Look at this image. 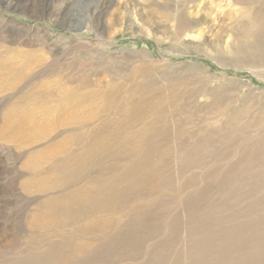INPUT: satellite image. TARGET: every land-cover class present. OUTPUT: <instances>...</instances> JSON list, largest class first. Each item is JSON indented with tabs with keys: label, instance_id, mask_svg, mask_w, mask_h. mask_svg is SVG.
<instances>
[{
	"label": "rangeland",
	"instance_id": "1",
	"mask_svg": "<svg viewBox=\"0 0 264 264\" xmlns=\"http://www.w3.org/2000/svg\"><path fill=\"white\" fill-rule=\"evenodd\" d=\"M209 1L185 32L162 0H0V264H264V0ZM248 12L259 14L253 39L244 37ZM139 85L157 95L152 108L196 111L207 134L185 144L168 136L153 186L121 196L123 205L65 206L84 182L135 160L79 165L73 154L121 105L113 92ZM87 92L107 96L69 98ZM171 122L165 115L160 126ZM194 148L186 161L181 149ZM87 241L79 257L76 244Z\"/></svg>",
	"mask_w": 264,
	"mask_h": 264
},
{
	"label": "bare ground",
	"instance_id": "2",
	"mask_svg": "<svg viewBox=\"0 0 264 264\" xmlns=\"http://www.w3.org/2000/svg\"><path fill=\"white\" fill-rule=\"evenodd\" d=\"M134 1V0H133ZM163 2H165V6L162 7V10H175L177 13L180 12L181 14L177 16L176 19V23H178V30L181 31H185L187 30L189 27L194 26L195 24H198L197 22H194V11L195 13L198 11L196 10L197 8H204V11L206 9H208V7L211 5L209 0H203V5L199 6V1L200 0H162ZM235 3H240L242 2V0H232ZM249 1V0H248ZM201 3V2H200ZM245 10V8H244ZM247 10V9H246ZM167 11V12H168ZM164 12V11H163ZM175 12V13H176ZM244 12V11H243ZM253 13V12H252ZM166 15V13H165ZM175 15V14H172ZM259 15V14H258ZM257 14H255V16H253V14H251L250 12L243 14L242 18L245 19L247 22V28L243 31H245L244 33L246 34V38L248 39H253L254 36H256L259 32L256 30V27L254 24V22L252 21V16L254 18V20L256 21L259 16ZM168 18V17H166ZM163 21H167V20H163ZM172 23V22H171ZM170 23V24H171ZM258 23V22H257ZM246 25V24H245ZM244 26V25H243ZM173 27V26H172ZM244 29V28H243ZM189 30V29H188ZM260 31L264 32V29H261ZM186 32V31H185ZM243 33V34H244ZM179 34V33H178ZM242 34V33H241ZM244 34V35H245ZM262 34V33H261ZM178 38V37H177ZM241 38H243L241 36ZM244 40V39H243ZM177 41V40H176ZM242 41V39H241ZM257 41V40H256ZM254 42V41H253ZM247 43V42H246ZM254 44V43H253ZM246 45V44H245ZM250 48V47H249ZM253 48V47H252ZM255 49V48H254ZM261 50V49H260ZM239 52V51H238ZM263 53V52H262ZM242 54V53H241ZM27 55V54H26ZM255 56V55H254ZM27 57V56H26ZM31 59V57H29ZM33 58V57H32ZM28 59V58H27ZM33 60V59H32ZM31 60V61H32ZM262 60V59H261ZM30 61V62H31ZM7 62V61H6ZM107 62V61H106ZM0 63H2L0 61ZM8 63V62H7ZM26 63V62H25ZM5 64V63H4ZM2 65L5 67V65ZM28 64V62H27ZM31 64V63H29ZM264 65V64H263ZM25 66V65H24ZM170 66V65H168ZM4 67H2L3 69H5ZM27 67V66H26ZM14 67L12 68V72ZM1 70V68H0ZM7 70V69H6ZM21 70V69H20ZM24 70V69H23ZM19 71V70H18ZM190 72V70H187ZM21 72V71H20ZM24 72V71H23ZM60 72V71H59ZM1 73V72H0ZM17 73V72H16ZM6 74V73H4ZM9 74V71L8 73ZM61 74V72H60ZM2 75V73L0 74ZM39 75V74H38ZM4 76V75H3ZM16 76V75H15ZM56 76V75H55ZM177 76V75H176ZM197 76V75H196ZM4 78V77H3ZM67 78V76L65 77V79ZM118 78V77H117ZM64 79V81H65ZM70 79V78H69ZM90 79V78H89ZM211 79V78H210ZM77 80V79H76ZM200 80V79H198ZM202 80V79H201ZM79 81V80H78ZM87 81V80H86ZM99 81V80H98ZM97 81V82H98ZM121 82V81H120ZM200 82V81H199ZM5 83V81L3 82ZM2 83V84H3ZM40 83V82H39ZM47 83V82H46ZM55 83V82H54ZM62 83H64L62 81ZM70 83V82H69ZM83 83V82H82ZM125 83V82H123ZM6 84V83H5ZM67 84V83H66ZM79 84V83H78ZM102 84V83H101ZM128 84V83H127ZM191 84V83H190ZM194 84V83H193ZM192 84V85H193ZM198 84V83H197ZM196 84V85H197ZM201 84V83H200ZM69 85V84H68ZM126 85V84H125ZM33 86V85H32ZM61 86H63L61 84ZM191 87V86H190ZM198 87V86H197ZM13 88V87H12ZM124 88V85H123ZM128 88V87H127ZM145 88V87H144ZM143 86H136L135 88L129 90L126 94H124L123 91L118 90L117 91V95H113L111 97L112 100L114 101H120L121 105L118 106L116 108V112L111 115L113 116H109L110 118H106L103 119L101 121V123L96 124L94 126H92L91 129L88 130L89 136H87L85 138V142L84 141H80L79 145H81L83 143V145L81 146V148H79V150H77V152H75L73 154V159L76 160V162H78V164L80 165V163H84V162H88V161H92L94 159L97 158H104L106 155V157L111 158V157H118V155L120 156H127L125 157L130 158L134 155H136L135 160H132L131 158V162L129 165H127L125 168L121 167L122 169L118 174H113L108 176L109 174L102 173L99 177V175L96 178H92L89 182H84L85 184H83L82 187H78L79 189L73 191V194H71V198L70 196L66 195V197L68 198V203L67 205L65 204V206H72V205H76L79 209V212H85L87 210H89L91 207H95L94 209H98L100 210L101 208H105L104 210L106 211V208L109 207H114L115 205H117V202L120 200L119 203H121L122 205L124 204L122 197H126L124 195L126 194H131V193H135L139 190L142 191L145 190L144 188L147 187V184L150 183L149 186H153L151 185V182H153V180L158 177L157 175L159 174V171L161 169V167H163V164L165 162V158H164V150L165 147L168 146L167 142H168V136H177L176 140L174 141L176 144H185L188 139L195 137V135L197 134H201V133H206V129L203 127L200 128L199 124H195L192 122L193 118L197 117L198 115H196V111L194 114H192L193 112L189 109L191 108H186V107H181L180 109H172L168 112L164 111L165 109L162 107V110H158L157 106L154 108H152V106L150 105V103L152 102H158L156 99V96L152 93V94H147L144 91ZM194 88V87H193ZM34 89V88H33ZM64 89V88H63ZM69 89V88H67ZM75 88V92H76ZM143 89V90H142ZM196 89V88H195ZM203 89V88H202ZM83 90V89H82ZM210 90V89H208ZM3 91V90H2ZM67 91V90H66ZM80 91V90H79ZM197 91V90H196ZM154 92V91H153ZM156 92V91H155ZM158 92V91H157ZM88 93V92H87ZM109 93V92H108ZM60 94V93H59ZM75 94V95H74ZM73 95L69 96L70 97H78L79 96H86L89 97L90 99H94V100H99V99H104L105 96H107V94H99V93H88L86 95V93L84 94H76L74 93ZM110 94V93H109ZM23 95V94H22ZM45 96V95H44ZM146 98H144V97ZM160 96V95H159ZM66 97V96H65ZM12 98V97H11ZM28 99V98H27ZM60 99V98H59ZM24 100V99H23ZM61 100V99H60ZM30 101V100H29ZM106 100H104L105 102ZM114 101V102H115ZM166 101V100H164ZM163 101V102H164ZM99 102V101H98ZM16 103V102H15ZM50 103V102H49ZM97 103V102H96ZM106 103V102H105ZM108 103V102H107ZM112 104V102H111ZM68 105V104H67ZM94 105V104H93ZM98 105V104H97ZM106 105V104H105ZM110 105V104H109ZM155 104H153L154 106ZM111 106V105H110ZM113 106V104H112ZM221 106V105H220ZM89 107V106H88ZM100 107V106H99ZM107 107V106H105ZM104 107V108H105ZM109 107V106H108ZM11 108V107H10ZM102 108V110L104 109ZM110 108V107H109ZM172 108V107H171ZM216 109H221L220 107L216 108ZM19 110V109H18ZM108 110V109H107ZM17 111V110H16ZM69 111V110H68ZM110 111V110H109ZM113 111V110H112ZM21 112V110H20ZM96 112V111H93ZM201 112V110H200ZM220 112V111H219ZM218 112V113H219ZM22 113V112H21ZM71 113V112H70ZM99 113V112H98ZM19 114V113H17ZM108 114V113H107ZM99 115V114H98ZM150 116V119L148 118ZM170 116L172 118V122L169 125H161V118L163 116ZM97 117V114L95 115ZM104 116V115H102ZM101 116V117H102ZM106 116V115H105ZM95 117V118H96ZM205 117V116H204ZM17 118V116H16ZM103 118V117H102ZM105 118V117H104ZM146 118H148L149 120H147ZM154 118V120L152 119ZM158 118V119H157ZM165 118V117H164ZM160 119V120H159ZM55 120V119H53ZM85 120V119H84ZM15 121V120H14ZM59 120H55V122H57ZM96 121V120H95ZM144 121V122H142ZM93 122V121H91ZM90 122V123H91ZM98 122V121H97ZM159 122V123H158ZM37 123V122H36ZM53 123V122H52ZM89 124V122H87ZM198 123V122H197ZM50 124V123H49ZM48 124V126H49ZM61 124V122H60ZM59 125V124H58ZM63 125V124H62ZM87 125V124H86ZM159 125V126H158ZM202 126V125H201ZM30 127V126H29ZM189 127H194L193 130L188 131L187 129ZM207 127V126H205ZM10 130V129H9ZM26 130V129H25ZM229 130V129H228ZM236 130V129H235ZM68 131V130H67ZM81 132V131H80ZM6 135V134H5ZM35 135V134H34ZM179 135V136H178ZM13 136V135H12ZM16 137V136H15ZM72 137L74 138H79L80 135L78 134H73ZM148 137V141L147 143H142L145 138ZM222 137V136H221ZM82 138V136H81ZM244 138V137H243ZM19 139V138H17ZM35 139V138H34ZM247 140V139H246ZM58 141V140H57ZM63 141V140H62ZM204 141V140H203ZM254 141V140H253ZM170 142V141H169ZM24 143V142H23ZM198 143L200 144L201 142L198 141ZM204 143V142H203ZM27 144V143H26ZM232 145V143H230ZM211 145V144H210ZM217 145V144H216ZM235 145V144H233ZM122 146V147H121ZM123 146H127V148H123ZM219 146V144H218ZM236 146V145H235ZM70 147V146H69ZM74 147V146H73ZM174 148V146H171ZM61 148V147H60ZM201 148H202V143H201ZM216 148V147H215ZM62 149V148H61ZM66 149V148H65ZM212 149V148H211ZM63 150V149H62ZM163 150V151H162ZM177 151L180 152V149L176 148ZM196 149H192L191 151H182V156L184 157V159L193 161L195 159L196 156ZM217 151V150H216ZM63 152V151H62ZM184 152V153H183ZM161 153V155H159ZM169 153V152H168ZM60 155V154H59ZM68 155V154H67ZM179 155V154H178ZM71 157V156H70ZM69 157V158H70ZM157 158V160L159 161V165L157 166L158 168H152V171H148L147 173H138L137 169H139V166L143 163L149 162V161H153ZM182 158V157H181ZM113 159V158H112ZM154 159V160H153ZM197 159V158H196ZM72 160V158L70 159ZM109 160V159H108ZM128 160V159H127ZM155 160V161H157ZM73 161V160H72ZM134 161V162H133ZM196 161V160H195ZM55 162V161H54ZM53 162V163H54ZM75 162V163H76ZM64 163V162H63ZM67 163V162H66ZM105 163V162H104ZM166 163V162H165ZM214 163V162H213ZM217 163V162H216ZM55 164V163H54ZM70 164V162H69ZM74 164V163H73ZM89 164V163H86ZM151 164V162L149 163ZM147 165L148 167H150V165ZM162 164V166L159 169V166ZM77 165V164H76ZM74 165V166H76ZM155 165V164H154ZM165 165V164H164ZM244 165V164H243ZM78 166V165H77ZM143 166V165H142ZM141 166V167H142ZM80 167V166H79ZM148 167H146L145 169H148ZM156 167V166H155ZM175 167V166H174ZM60 168V167H59ZM73 168V167H72ZM109 168V167H108ZM111 168V167H110ZM110 168L108 169L110 172L112 170H110ZM61 169V168H60ZM115 169V168H113ZM167 169V168H166ZM116 170V169H115ZM114 172H117L115 171ZM140 170V169H139ZM149 170V169H148ZM80 170H78L79 172ZM87 171V170H86ZM93 171V170H92ZM147 171V170H145ZM74 172V171H73ZM76 172V171H75ZM113 172V171H112ZM112 172L110 174H112ZM113 172V173H114ZM161 172V171H160ZM56 173V172H54ZM59 173V172H58ZM181 173V172H180ZM61 174V173H60ZM58 174V175H60ZM67 174V173H66ZM83 174V173H81ZM81 174H79V176H81ZM39 175V174H38ZM49 175V174H48ZM65 175V174H63ZM162 174L159 175V177ZM52 176V175H51ZM51 176L50 177L51 179ZM67 176V175H66ZM77 176V175H76ZM108 176V177H107ZM91 177V176H90ZM166 177V176H165ZM46 178V177H45ZM60 178V177H59ZM66 178V177H65ZM82 178V176H81ZM40 179V178H39ZM42 179V178H41ZM63 179V178H62ZM54 180V179H53ZM60 180V179H58ZM67 180V179H65ZM158 179H156L157 181ZM48 181V180H47ZM52 181V179H51ZM57 181V179H56ZM62 181V180H61ZM76 181V180H75ZM85 181V180H84ZM59 182V181H58ZM63 182V181H62ZM77 182V181H76ZM82 182V180H81ZM158 182V181H157ZM48 183V182H47ZM46 183V184H47ZM65 183V182H64ZM66 184V183H65ZM71 184V183H70ZM154 184V183H153ZM56 185V183H55ZM60 185V184H58ZM63 185V184H62ZM61 186V185H60ZM73 186V185H72ZM155 186V185H154ZM43 187V186H42ZM49 187V186H48ZM153 188V187H152ZM62 189V188H61ZM170 189V188H169ZM137 190V191H136ZM141 192V191H139ZM139 192L137 194H139ZM162 192V191H161ZM70 194V193H69ZM136 194V193H135ZM134 194V195H135ZM154 194V193H152ZM60 196V195H59ZM122 196V197H121ZM153 196V195H152ZM64 197V196H63ZM65 197V198H66ZM120 197V198H119ZM53 199V198H52ZM58 199V198H57ZM128 200V199H127ZM64 201V200H63ZM62 201V202H63ZM67 201V200H65ZM122 201V202H121ZM55 202V201H54ZM61 202V203H62ZM156 203V202H155ZM44 204V202H43ZM40 205V204H39ZM63 205V204H62ZM61 205V206H62ZM50 206V205H49ZM55 206V205H54ZM65 206H62L61 208H64ZM59 207V205L57 206ZM47 209H49L47 207ZM56 209V208H54ZM68 209V207H67ZM110 209V208H109ZM108 209V210H109ZM117 209V208H116ZM93 210V209H92ZM47 211V210H46ZM52 211V210H51ZM54 211V210H53ZM66 211V210H65ZM64 211V212H65ZM70 211V208H69ZM74 211V210H73ZM112 211V210H111ZM110 211V212H111ZM36 212V211H35ZM89 212H91L89 210ZM95 212V211H94ZM68 213V212H67ZM88 213V212H86ZM93 213V212H92ZM96 213V212H95ZM93 213V214H95ZM100 213V212H98ZM107 213V211H106ZM38 214V213H37ZM66 214V213H65ZM75 214V213H73ZM91 214V213H90ZM118 214V213H117ZM64 215V214H63ZM69 215V214H67ZM72 215V214H71ZM77 215V212H76ZM75 215V216H76ZM79 215V214H78ZM77 215V217H78ZM89 215V214H88ZM92 215V214H91ZM98 215V214H97ZM39 216V215H38ZM41 216V215H40ZM47 216H49L47 214ZM61 216V215H60ZM58 216V218L60 217ZM74 216V217H75ZM80 216V215H79ZM94 216V215H93ZM92 216V217H93ZM96 216V214H95ZM109 216V215H108ZM51 217V216H49ZM53 217V216H52ZM66 217V216H65ZM69 217V216H68ZM90 217V216H89ZM91 217V218H92ZM146 217V216H145ZM45 218V217H44ZM57 218V219H58ZM61 218V217H60ZM60 218L58 219V221L60 220ZM63 218V217H62ZM76 218V217H75ZM74 218V219H75ZM46 219H50V218H46ZM56 219V220H57ZM67 219V217H66ZM64 219V220H66ZM79 219V218H78ZM81 219V218H80ZM83 219V216H82ZM86 220H84L85 222L87 221V218L85 217ZM52 221H56L53 220V218L51 219ZM63 220V219H62ZM68 220V219H67ZM112 220V219H111ZM124 220V219H123ZM57 221V222H58ZM76 221V220H74ZM73 221V222H74ZM79 222H81V220H78ZM77 222V221H76ZM96 222V221H95ZM113 222V220L111 221ZM109 220L105 219V220H100L98 219V226L100 224H108V226L110 227L112 224L109 225ZM60 223V221H59ZM72 223V220H71ZM88 223V222H87ZM92 223V222H91ZM65 224V223H64ZM63 224V225H64ZM68 224V222H67ZM150 224V223H149ZM91 226V225H90ZM96 226V225H95ZM94 227H89V225L87 226V228H95ZM122 226V225H121ZM85 227V226H84ZM104 227V226H103ZM108 227V229H109ZM97 228V227H96ZM95 228V229H96ZM81 229V228H80ZM99 229V227H98ZM97 229V230H98ZM107 229V230H108ZM120 229V228H119ZM103 230V229H102ZM106 230V229H104ZM100 231V229H99ZM80 232V231H79ZM96 232V231H95ZM99 233V232H98ZM128 235V234H127ZM68 236V235H67ZM74 241V240H72ZM135 241V240H134ZM95 242V241H94ZM67 243V242H66ZM75 243V242H74ZM89 242H79L78 244H76L77 246L76 251L79 253H86V249L89 248ZM92 244V242H91ZM67 245V244H65ZM70 247L72 246L71 244H69ZM64 246V245H63ZM69 247V246H67ZM69 247V248H70ZM68 248V249H69ZM73 248V247H72ZM70 250V249H69ZM90 250V248H89ZM88 250V252H89ZM66 251V250H65ZM72 252V250H70ZM69 251V252H70ZM85 251V252H84ZM50 252V251H49ZM62 252V251H60ZM56 253V254H61V253ZM74 252V255L75 252ZM87 252V253H88ZM64 252H62L63 254ZM52 254V252L50 253ZM55 254V255H56ZM70 254V253H69ZM73 256V253L71 254ZM69 255V256H71ZM52 256V255H51ZM54 256V254H53ZM52 256V259L55 257ZM77 257V254L75 255ZM75 257V258H76ZM79 257L80 254H79ZM57 258V257H55ZM54 258V259H55ZM58 258H61L60 256H58ZM74 258V257H73ZM51 259V258H50ZM56 260V259H55Z\"/></svg>",
	"mask_w": 264,
	"mask_h": 264
}]
</instances>
